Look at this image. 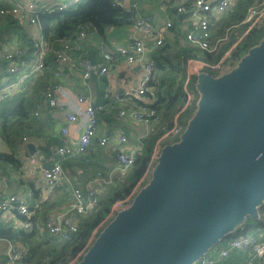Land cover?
<instances>
[{
	"label": "trees",
	"instance_id": "obj_1",
	"mask_svg": "<svg viewBox=\"0 0 264 264\" xmlns=\"http://www.w3.org/2000/svg\"><path fill=\"white\" fill-rule=\"evenodd\" d=\"M16 1L0 0V10L5 11L0 13V80L2 76L8 75L5 70L7 60L4 52L9 47L16 46L23 49L24 52L18 61L25 65L35 64L41 42L46 51L43 55V67L35 76L32 88L10 92L0 98V145H4L0 149V168L3 171L20 167L21 140L24 138L39 140L38 149L43 157H49L53 149L63 143L60 130H58L60 140L57 138L54 111L45 104L43 96L55 82L65 78L67 82L72 80L70 73L73 64L77 65L81 59L88 58L96 69L85 81L81 79L80 74L74 85L75 89H79V93L86 95L91 93L96 98V105L103 106L98 113L105 110L112 114L116 113L109 110V105L115 102L116 95L111 98L113 94L107 89L109 74L99 73L98 65L103 62L99 45L103 44L111 52L109 73L112 75L116 63L124 60V55L117 51L113 43L112 32L118 29H129L133 26L135 18L133 9L127 11L115 5L114 0H43V2L35 0L40 8L37 16L40 39H37L31 35L28 25L23 24L18 15L10 13V8L16 4ZM62 2L68 4L64 8H59ZM253 2L254 0H235L231 8L215 18L209 26L211 41L223 37L233 24L244 17L247 7ZM170 15L173 25L163 32L162 42L160 44L154 41L148 42L154 68L144 84L145 92L141 95V99H135L134 102L155 108L159 113V121L154 130L149 131L151 134L141 140L140 147L135 152L134 162L127 169L118 170L113 174L112 171L117 168V159L115 156H112L110 161L105 158L108 155L106 146L101 145L99 139L96 141L95 137L84 151H74L66 156H58L56 161H59L62 170H70V174H74L75 178H72L70 184L65 180L57 183L53 189V196L47 200H39V190L31 184L37 200H29L27 202L28 216H20L16 213L18 219L44 222L56 206L65 204L66 199L72 197L74 187L84 191L87 182L100 177L103 181V189L100 193L97 192L95 206L84 214H77L74 211L76 230L66 238L53 235L46 228L38 229L34 226L25 228L11 220H0V242H8L21 250L19 256L14 261H10L7 254L0 249V264H78L82 261L86 251L100 235L102 229L115 217V214L107 217L113 203L124 199L138 183L135 197L138 191L149 182L157 159L153 162L148 174L144 178L142 176L147 170L156 140L171 127L175 114L179 112L178 120L183 128L181 133L198 115L199 75L215 76L222 72L201 68L198 73L191 74L187 81V88L192 93V97L186 103V94L183 91L186 78L185 66L187 59L197 56V49L185 40L184 30L179 24V20L185 14L177 13L174 7V12ZM81 31L84 32L83 36H79ZM233 40L234 35L230 42ZM263 42L264 21L251 28L232 48L225 60L230 65V69L227 70H232L239 61L249 55L253 48L261 46ZM229 43L228 46H230ZM64 44L69 45L68 54L73 64H62L56 58L57 50ZM223 50L215 55L204 54L203 56L210 61L215 60ZM59 69L63 71L61 78L54 75ZM123 73L122 71L118 75L121 76ZM116 92L122 93L117 90ZM155 132L157 133L153 134ZM181 133L170 137L172 144L180 142ZM103 135L109 136L108 133ZM165 145L167 142L160 143V146ZM102 158L105 159L106 164L102 163ZM260 208H264V199ZM104 219L105 221L102 222ZM258 223L260 222L255 216L244 213L230 229L221 234L218 241L211 243L210 247L213 251L228 247V242L243 232H251L254 237L264 242V226L257 228ZM93 230H95L94 233ZM91 235L92 238L89 240ZM213 251L209 253V250H206L202 256L209 255ZM251 259L256 260L254 257ZM200 261L201 259L198 258L197 264H201ZM258 263L264 264V259Z\"/></svg>",
	"mask_w": 264,
	"mask_h": 264
},
{
	"label": "water",
	"instance_id": "obj_2",
	"mask_svg": "<svg viewBox=\"0 0 264 264\" xmlns=\"http://www.w3.org/2000/svg\"><path fill=\"white\" fill-rule=\"evenodd\" d=\"M224 74L199 75L198 115L180 142L163 147L147 185L78 264H189L242 214L256 217L264 199V42ZM26 147L42 159L34 143ZM42 161L38 170L53 166Z\"/></svg>",
	"mask_w": 264,
	"mask_h": 264
},
{
	"label": "built area",
	"instance_id": "obj_3",
	"mask_svg": "<svg viewBox=\"0 0 264 264\" xmlns=\"http://www.w3.org/2000/svg\"><path fill=\"white\" fill-rule=\"evenodd\" d=\"M234 1L235 0H191L189 4H180L176 6L177 13L185 14L179 20V24L184 30L185 40L189 41L197 49V56L187 59L186 63L188 70L183 85V91L186 94V103L192 97V93L187 88V81H189L190 75L193 72H198L201 68H209L216 72L229 69L228 66L230 65L226 63L225 60L229 56L232 48L251 28L264 21V0H254V2L247 7L244 17L238 23L233 24L223 37L211 41V32L209 30L211 22L231 8ZM113 3L123 7L127 11L133 9L135 12L130 40L126 45L119 46L117 51L124 55L126 64L131 65L133 63H138L142 69V76L138 86L130 87L125 85L122 89V93L115 95V102L109 105V110L116 111V114L120 117H128L132 121L141 123L152 131L159 121L158 111L153 107L137 104L134 100L140 99L141 95L145 92L144 84L150 77L154 68V61L151 59L149 53L148 42L153 40L156 44H160L163 40V32L173 25V21L171 18H168L162 26H156L153 16L141 10L136 4L132 3L126 6L123 0H114ZM67 4V2H62L59 4V8H64ZM161 6L166 10L167 5L164 1H161ZM39 11L40 8L35 0H28L27 2L21 1L10 8V13L18 15L23 24H28L30 27L29 32L37 39H40L39 27L37 25ZM4 12V9L0 10V13ZM83 35L84 32L81 31L79 36ZM233 35L234 40L230 42ZM228 43L230 46H228ZM39 47L38 58L34 65H25L18 61L24 52L23 49L11 46L5 50L4 57L7 60L5 70L8 75L1 77L0 98L10 92L30 90L32 88L35 76L43 67V55L46 51L42 42L39 44ZM223 47H225V49L222 54L215 60L205 61L201 59V57H204V54L215 55L221 51ZM68 49L69 45L64 44L56 52V58L62 64L72 63V58L68 54ZM99 51L103 56V62L98 65L99 73L104 74L109 71V63L112 61V55L103 44L99 45ZM78 65L81 68V79L83 81H85L90 76L91 72L96 69L88 58L81 59ZM196 67L197 70L194 71L193 68L196 69ZM54 75L57 78H61L63 75L62 69L57 70ZM70 95V92L64 88L62 83L55 82L43 96L45 104L54 112H58L64 117V122H62L60 127L63 143L56 147V152L60 156H66L74 151L82 152L88 147L97 131L98 112L103 109L101 105H94L92 102L86 101L83 93H76L74 97H70ZM64 96L70 98V101H65ZM35 114L37 115L38 111L35 112ZM178 115L179 112L173 117L171 127L161 134L162 138L168 136L173 137L181 133L183 128L178 120ZM71 123L78 124V127L75 129L76 135H73L69 128ZM126 139L124 134H121L119 137L120 142H125ZM106 141L107 137L104 135L99 138L101 145L105 144ZM135 152L136 151L133 150L129 152L118 151L116 153L117 169L123 171L131 166L136 159ZM158 155L157 148H154L147 170L142 178L148 174ZM36 162V155H31L28 158V162L22 166V171L28 173L30 170H33ZM52 163V167L42 169V176L48 191L53 189L62 175L60 164L57 162ZM137 184L124 199L117 200L113 203L107 217L113 216L114 214L116 215L118 212L127 209L131 205L137 189ZM72 191L71 203L75 213L84 214L90 209H93L97 202V191L91 185V181L87 183L84 191L79 187H74ZM14 210L20 216H28L27 198L18 194H4L0 192V216L5 212ZM256 218L261 222V227H263L264 208H257ZM104 221L105 219L102 222ZM16 224L25 228L30 226H34L38 229L46 228L49 233L62 238H66L71 232L76 230V223L73 221H55L49 217L44 222L39 220H20L16 222ZM94 232L95 230H93V233ZM92 235L89 240H91ZM232 248L252 252V257L256 258L257 262L263 261L264 259V242L254 237L251 232H243L229 241L228 247L218 250L216 254L211 253L204 257L201 256L199 258L201 259L200 262L201 264H214L217 258L227 257ZM20 253L21 250L17 249V247H14L12 244L8 245L6 254L10 261H14ZM243 264L252 263L250 260Z\"/></svg>",
	"mask_w": 264,
	"mask_h": 264
},
{
	"label": "crops",
	"instance_id": "obj_4",
	"mask_svg": "<svg viewBox=\"0 0 264 264\" xmlns=\"http://www.w3.org/2000/svg\"><path fill=\"white\" fill-rule=\"evenodd\" d=\"M22 0H17L16 3L21 2ZM161 1H164L167 5L166 10L162 8L161 6ZM191 0H123V3L128 6L130 4H136L143 10L144 12L151 14L153 16L154 24L156 26H162L168 18L171 17V13L174 12V7L180 5V4H189ZM28 25V24H27ZM28 29H30L28 25ZM132 34V27L129 29H118L114 30L112 32L113 36V43L115 46L118 48L119 46H124L126 45L129 40L130 36ZM153 41V40H151ZM225 49V47H223ZM65 66V65H64ZM198 66V65H195ZM73 69L71 70V78L72 80L67 79H61L60 83L70 92V97H74L76 93H79V89H75L76 87L74 86L76 83L77 78L81 74V68L79 65H74L72 67ZM96 68V67H95ZM131 70V75L126 76L125 71L126 70ZM187 66H185V75H187ZM190 70V69H189ZM194 71L197 70L193 68ZM200 70V69H199ZM198 70V72H199ZM124 72L121 76L118 75V73ZM108 71L107 73L109 74V81L107 85V89L113 94L112 97H114L115 94H117L116 90L118 92H121L123 87L130 86H138L141 76H142V69L141 66L138 63H133L131 65H128L125 63L124 60H121V62L116 63V68L114 69V73L111 75ZM198 72H193V73H198ZM192 73V74H193ZM67 82V83H66ZM84 94V93H83ZM85 95L86 101L89 102H96V98L91 95V93H88ZM63 98V95H62ZM141 99V98H140ZM65 101H70V98L67 96H64ZM54 116L56 117L55 121V127H56V133H57V138L60 140V134L58 130H60L62 122H64V117L62 114L58 112H54ZM102 125V127H99ZM78 127L77 123H71L69 125L70 130L72 131L73 135H76L75 129ZM149 128L141 123L132 121L128 117H120L116 113L112 114L111 112L104 111L102 113H98V129L95 134V140L98 141L96 138H100L103 136V134H109L107 137V141L104 144L106 146L108 155L105 156L109 161L112 159V156L116 157V153L118 151H125L129 152L131 150L136 151L137 148L140 147L141 140L145 138L147 135L151 134L149 133ZM157 132L153 133L156 134ZM121 134H124L126 136V141L125 142H120L119 137ZM170 137H161V135L158 137L156 140V144L154 148H157L158 153L160 154L161 150L163 149L164 146H160L161 142H167V145L172 144ZM34 143L37 152L42 156V159L44 161L48 162H57L56 154L52 151V154L49 157H43L41 152L38 149V144L40 143L39 140L36 139H25L23 142L21 141V165L16 168L8 169L6 171H3V169L0 168V192L4 194H18L22 195L27 198V202L29 200H37L34 197V192H33V187H31L33 184L34 188L39 190V200H47L51 199L53 196V192L55 189L51 191H48L47 185L45 184V181L42 176V169L38 170L40 168L39 166L43 163L42 159L37 157V162L33 167V170H30L28 173H24L22 171V166L28 162V158L31 156L28 152V148L26 147V143ZM4 145H0V149L3 148ZM166 146V145H165ZM56 148V147H55ZM154 150V149H153ZM59 163V161L57 162ZM102 163L106 164V161L104 158H102ZM60 164V163H59ZM118 171L117 168H115L112 172L113 174ZM74 175V174H73ZM70 174V170H62V175L57 183H60L61 181H66L70 184V181L72 178H75ZM88 183V182H87ZM91 185L93 188L100 193L103 189V181L102 179L96 178L91 180ZM87 184L85 185L86 188ZM85 190V189H84ZM67 202L63 205H58L56 208L53 210V213L49 216V218L53 220H61V221H73L74 222V217L75 213L72 208V203H71V197L69 199H66ZM16 211H9L1 214L0 220H11L13 222H19L20 219H18L16 215ZM260 222V221H259ZM261 222L258 223L259 228L261 226ZM10 243L8 242H0V249L3 252H7L8 245ZM212 249V250H211ZM209 253L213 251V248L210 247ZM213 253H217V251H213ZM252 252L250 251H244V250H238L235 248H232L229 252V255L225 258H217L216 262L214 264H243L247 261L251 260L252 264H259L257 260L251 259L252 258ZM189 264H197L196 261H193Z\"/></svg>",
	"mask_w": 264,
	"mask_h": 264
},
{
	"label": "rangeland",
	"instance_id": "obj_5",
	"mask_svg": "<svg viewBox=\"0 0 264 264\" xmlns=\"http://www.w3.org/2000/svg\"><path fill=\"white\" fill-rule=\"evenodd\" d=\"M23 2H27L28 0H22ZM41 2H43V0H40ZM201 59L202 60H205V61H209V59H207V58H205V57H201ZM211 60H213V59H211ZM229 67V69H230V66H228ZM238 67V66H237ZM227 71H229V70H225V69H223V71H222V74H216L215 76H212L215 80H221V79H223V78H225L226 76H228L229 74H224V73H226ZM230 71H232V70H230ZM125 75L126 76H130L131 75V70L129 69V70H126L125 71ZM201 98L203 99L204 98V95H203V93H201ZM260 195H261V197L263 196V193H261L260 192ZM223 233V232H222Z\"/></svg>",
	"mask_w": 264,
	"mask_h": 264
}]
</instances>
